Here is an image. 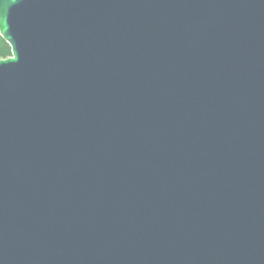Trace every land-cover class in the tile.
Segmentation results:
<instances>
[{
  "label": "water",
  "instance_id": "water-1",
  "mask_svg": "<svg viewBox=\"0 0 264 264\" xmlns=\"http://www.w3.org/2000/svg\"><path fill=\"white\" fill-rule=\"evenodd\" d=\"M0 264H264V0H0Z\"/></svg>",
  "mask_w": 264,
  "mask_h": 264
},
{
  "label": "trees",
  "instance_id": "trees-1",
  "mask_svg": "<svg viewBox=\"0 0 264 264\" xmlns=\"http://www.w3.org/2000/svg\"><path fill=\"white\" fill-rule=\"evenodd\" d=\"M8 56H9V48L0 38V59L6 58Z\"/></svg>",
  "mask_w": 264,
  "mask_h": 264
}]
</instances>
